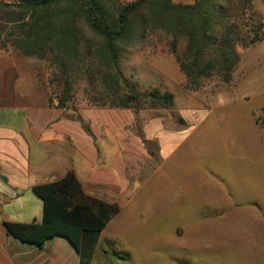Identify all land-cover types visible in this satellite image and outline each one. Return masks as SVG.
<instances>
[{
	"label": "rangeland",
	"instance_id": "rangeland-1",
	"mask_svg": "<svg viewBox=\"0 0 264 264\" xmlns=\"http://www.w3.org/2000/svg\"><path fill=\"white\" fill-rule=\"evenodd\" d=\"M256 7L264 18V6ZM169 40L154 31L120 54L119 68L138 91L157 87L173 102L132 109L130 132L151 158L148 171L130 165L131 203L98 236L90 264H255L264 239V38L239 49L228 82L212 76L195 90L186 87ZM1 51L21 69L17 93L33 89L36 77L47 93L41 62L11 47ZM85 88L102 85L79 81L69 109L95 107ZM101 135L98 143L114 141L109 128Z\"/></svg>",
	"mask_w": 264,
	"mask_h": 264
},
{
	"label": "trees",
	"instance_id": "trees-1",
	"mask_svg": "<svg viewBox=\"0 0 264 264\" xmlns=\"http://www.w3.org/2000/svg\"><path fill=\"white\" fill-rule=\"evenodd\" d=\"M264 0H0V50L43 64L50 103L68 107L79 81L102 89L86 95L92 106L167 108L173 95L157 87L142 93L119 68L122 50L147 33L164 32L168 50L198 89L215 76L228 82L239 49L264 38ZM108 102V103H107ZM42 201L40 221L2 220L9 236L41 248L54 236L77 249L79 264H90L100 232L119 208L87 196L73 171L59 180L34 184Z\"/></svg>",
	"mask_w": 264,
	"mask_h": 264
},
{
	"label": "crops",
	"instance_id": "crops-1",
	"mask_svg": "<svg viewBox=\"0 0 264 264\" xmlns=\"http://www.w3.org/2000/svg\"><path fill=\"white\" fill-rule=\"evenodd\" d=\"M17 70L21 72L0 50V264H79V253L66 237H51L38 248L9 236L1 221H40L42 201L32 186L73 171L87 196L119 208L101 234L131 203L130 165L148 171L146 161L151 158L131 135V108L57 107L37 77L33 89L17 93ZM104 128L114 137L110 145L98 143ZM258 238L255 264H264V239Z\"/></svg>",
	"mask_w": 264,
	"mask_h": 264
}]
</instances>
